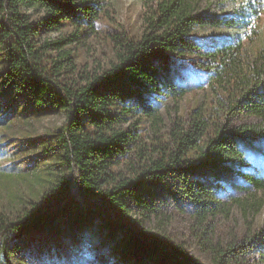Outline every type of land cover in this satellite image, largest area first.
I'll return each mask as SVG.
<instances>
[{"label": "trees", "instance_id": "1", "mask_svg": "<svg viewBox=\"0 0 264 264\" xmlns=\"http://www.w3.org/2000/svg\"><path fill=\"white\" fill-rule=\"evenodd\" d=\"M106 8L107 0H0V264L45 255L60 264H196L181 246L130 226L169 215L189 218L212 264H264V232L214 241L227 190L264 196L244 158L264 152V46L251 47V20L263 9L236 21L197 0H159L138 36L112 38L108 69L81 73L65 47L94 34ZM233 28L241 35L192 37ZM181 60L200 71L206 98L146 145L124 125L144 118L159 131L164 102L191 91L177 77ZM55 116L63 123L39 132Z\"/></svg>", "mask_w": 264, "mask_h": 264}, {"label": "rangeland", "instance_id": "2", "mask_svg": "<svg viewBox=\"0 0 264 264\" xmlns=\"http://www.w3.org/2000/svg\"><path fill=\"white\" fill-rule=\"evenodd\" d=\"M159 0H107L105 13L101 15L97 22L95 33L87 38L66 46L73 57L78 71L81 73H101L108 69L114 61V51L112 38L114 36L136 37L143 30L145 19L149 17ZM250 0H197L198 8L206 10L210 14H215L225 18L243 20L249 16V8L252 10L260 7L262 10L257 19H252L253 25L257 29L255 41L251 44L255 50L264 46V0L250 3ZM260 5V6H258ZM259 9V8H258ZM252 25V24H251ZM66 30L60 34L64 35ZM71 30H68V33ZM67 33V32H66ZM241 31L233 29H204L195 30L192 37L202 41L209 37L238 36ZM249 37V33H247ZM59 36L50 34L45 39L56 41ZM247 39V38H246ZM248 45V41H246ZM248 40V39H247ZM54 55V54H52ZM187 61L181 60L177 77L180 82L191 91L177 101H165L159 110L160 121L158 132L150 120L141 118L132 120L130 124L124 125V129L133 130L136 127L139 136L143 137V142L147 145L150 139L165 137L167 129L172 123L185 121L198 103L206 98L205 88L198 90L195 81L200 75V71ZM135 124H131L134 123ZM63 123L61 116L45 119L41 124L42 132L44 128L57 127ZM137 123V124H136ZM148 148V146H146ZM245 168L255 177L264 179V152H245ZM71 186L74 188V180L71 177ZM228 196H223L221 202L224 204L225 212L215 220L214 241L221 246L230 244L233 241L248 239L258 233L264 232V196L261 192L253 190H227ZM225 194V195H227ZM262 203L257 210V204ZM166 221L135 222L132 218L130 226L140 236L145 238L158 239L167 243L176 244L182 247L186 256L196 264H212V256L198 241L197 232L192 230L187 216L172 215ZM253 241V240H252ZM43 258V257H42ZM8 261H10L8 259ZM35 264H60L57 263L55 255L51 257L45 255L44 261L41 257H32L30 260ZM14 264V263H12Z\"/></svg>", "mask_w": 264, "mask_h": 264}]
</instances>
